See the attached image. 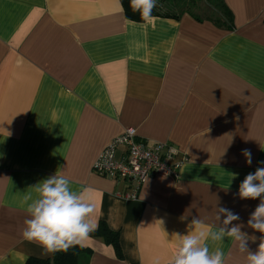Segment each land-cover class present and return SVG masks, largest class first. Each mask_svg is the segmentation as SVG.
Wrapping results in <instances>:
<instances>
[{
	"label": "crops",
	"instance_id": "1",
	"mask_svg": "<svg viewBox=\"0 0 264 264\" xmlns=\"http://www.w3.org/2000/svg\"><path fill=\"white\" fill-rule=\"evenodd\" d=\"M224 4L230 29L185 10L131 22L119 0H0V264L51 258L22 238L23 201L57 171L89 189L94 219L118 234L120 257L91 235L87 264H168L193 217L205 231L224 227L219 207L258 248L247 221L259 199L238 188L264 167V0ZM127 129L174 147L181 164L177 179L152 178L135 200L122 197L128 183L92 172ZM215 247L224 264H246L231 238Z\"/></svg>",
	"mask_w": 264,
	"mask_h": 264
},
{
	"label": "clouds",
	"instance_id": "2",
	"mask_svg": "<svg viewBox=\"0 0 264 264\" xmlns=\"http://www.w3.org/2000/svg\"><path fill=\"white\" fill-rule=\"evenodd\" d=\"M129 6L134 13L140 14L142 21L148 22L153 18L156 0H130ZM242 154L246 163L251 165V151L243 149ZM258 163L264 165V161ZM33 189L34 194L24 196L28 218L24 221L22 238L37 244L45 256L67 252L76 246L83 247L98 229V222L94 219L96 206L88 195L89 189L74 190L70 178L58 171L38 182ZM238 195L242 200L259 199L247 221L248 227L261 233L255 251L248 248V234L241 231L243 225L233 223L240 219L239 215L219 207L217 219L223 215L224 227L205 231L203 221L193 217L191 230L186 234H175L180 239L168 264H224V252L219 247L212 249L210 245L226 237L231 238L239 251L246 254V264H264V167H257L245 176L239 184ZM151 264H160L159 258H154Z\"/></svg>",
	"mask_w": 264,
	"mask_h": 264
},
{
	"label": "built area",
	"instance_id": "3",
	"mask_svg": "<svg viewBox=\"0 0 264 264\" xmlns=\"http://www.w3.org/2000/svg\"><path fill=\"white\" fill-rule=\"evenodd\" d=\"M122 149V155L116 154ZM177 151L167 143H148L134 129L112 139L92 165V172L112 181L128 183L130 193L122 197L135 200L142 185L155 177L177 179L180 163H173Z\"/></svg>",
	"mask_w": 264,
	"mask_h": 264
},
{
	"label": "trees",
	"instance_id": "4",
	"mask_svg": "<svg viewBox=\"0 0 264 264\" xmlns=\"http://www.w3.org/2000/svg\"><path fill=\"white\" fill-rule=\"evenodd\" d=\"M212 7L213 16L200 18L194 11L185 10L197 22L209 21L216 27L230 29L232 28V15L224 4V0H206ZM124 16L127 20L135 23H142L140 14L133 12L129 6L130 0H119ZM184 11V10H183ZM160 12L158 0L156 7L152 11V17L179 19L178 15ZM91 235L101 238L106 244L111 245L117 256H121V250L118 243V234L111 231L106 224L100 223L98 229ZM90 251L80 246L70 248L67 252H57L52 254L50 259L40 260L28 258L25 264H87Z\"/></svg>",
	"mask_w": 264,
	"mask_h": 264
},
{
	"label": "rangeland",
	"instance_id": "5",
	"mask_svg": "<svg viewBox=\"0 0 264 264\" xmlns=\"http://www.w3.org/2000/svg\"><path fill=\"white\" fill-rule=\"evenodd\" d=\"M160 12L175 14L183 10L194 11L200 18L213 16L212 7L206 0H158Z\"/></svg>",
	"mask_w": 264,
	"mask_h": 264
}]
</instances>
